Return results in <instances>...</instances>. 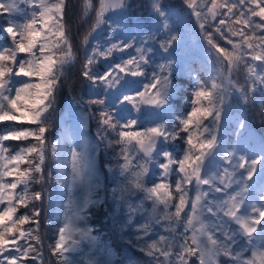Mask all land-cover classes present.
Here are the masks:
<instances>
[{
  "label": "snow or ice",
  "instance_id": "6c2138e0",
  "mask_svg": "<svg viewBox=\"0 0 264 264\" xmlns=\"http://www.w3.org/2000/svg\"><path fill=\"white\" fill-rule=\"evenodd\" d=\"M21 3L31 10L21 9ZM66 4L0 0V16L7 18L0 33L8 41L0 44V264H100L92 257L77 260L75 254L85 240L98 243L88 221L92 208L105 203L95 159L101 144L116 150L119 183L112 197L126 213L121 231L136 228L132 246L145 258L129 257L127 264H264V149L248 157L229 151L219 136L226 105L248 104L250 94L264 105V0H181L180 14L153 0L160 27L151 35L163 32L160 49H173L182 40L175 25L192 18L207 45L211 68L206 80H196L182 115L172 111L168 99L173 61L148 72L153 52L148 37L140 43L111 37L105 46L96 42L85 53L81 75L105 96L117 91L111 103L85 102L94 106L98 140L75 144L67 153L48 136L62 78L77 59ZM128 7V0H83L81 19L86 26L91 20L81 41L85 49L94 33L109 25L110 13ZM129 49L128 58L110 68L94 67ZM126 77L148 82L129 94ZM146 108L163 109L168 119L141 122L131 115ZM177 140L182 141L178 152ZM153 167L162 170L156 180L150 178ZM53 178L71 195L56 242L49 245L55 260L45 261L42 220L49 227L54 218L60 220L59 210L50 208L44 216L45 189ZM250 181L257 185L255 197ZM138 214L146 222L137 228ZM157 224L168 235L155 236Z\"/></svg>",
  "mask_w": 264,
  "mask_h": 264
},
{
  "label": "trees",
  "instance_id": "16d2710c",
  "mask_svg": "<svg viewBox=\"0 0 264 264\" xmlns=\"http://www.w3.org/2000/svg\"><path fill=\"white\" fill-rule=\"evenodd\" d=\"M82 2L83 0H67L65 22L69 27L77 59L76 62L71 65L68 70H66L64 77L62 78V86L56 98L55 112L52 118L51 130L48 134L51 142H55L57 140L60 141V147L65 153H67L75 144L83 143L81 137L75 139L58 138L57 131L60 130L61 125L69 128L75 126L80 118H85L90 122L92 131H97V119L96 114L93 111L94 106L87 105L85 102L90 98L105 99L101 89L98 87L99 89L96 92L94 87H91L90 89L89 83L84 80L81 75L85 53L93 46L92 41L88 49H85V47L81 44L84 35L90 30L91 23V20H89L88 25L86 26L85 21L81 19ZM152 2L153 0H128L129 7L126 8L124 13L111 16L109 25H105L103 27L106 31L103 32L102 35H105L104 33L108 32L109 29H118L119 27H117V25L121 24L134 29L136 27H143L145 30H148L154 25L159 26L160 20L152 9ZM179 2L180 0H161L162 5L171 12L177 11L181 8L178 5ZM191 22H193V20H191ZM6 24L7 18L0 16V26H4ZM177 24L175 26L180 27ZM198 39L200 40L199 43L201 45H205L204 38L199 34V32ZM7 43L8 41L6 40L4 34L0 33V44ZM111 60L116 62V56L114 55ZM99 65L101 70H103L110 64L108 61H101L100 64L95 65L94 67L98 68ZM193 68V71L191 73L189 72V75H183V77L174 73V78L177 83L181 85V89L175 96H169L168 99H170L172 103L173 112L177 115H181V113L189 106L187 99L189 101L191 98L189 91L193 85L191 82L194 81L196 77L199 79L201 78V73L197 70L196 66ZM239 80H243L242 74H240ZM259 101L260 103L254 102L256 105H254L251 109L250 121L259 137L264 141V105H262L261 99H259ZM3 127L4 125H0V129H3ZM230 133V138L234 140V137L236 138L235 132ZM181 145L182 141L177 140L175 142L176 147ZM115 152V149L109 148V151L107 150L106 152L107 155L104 154L102 156L103 163L107 160V158H110L105 161V163L109 164V167L112 168L111 176H107L104 179L99 177V195L102 199H104L105 203L102 205H96L92 208L88 221L89 226H93L95 229L94 235L98 237V243L96 245H92L85 240L81 244L82 251L75 254V258L77 260H87L89 257H92L99 261L100 264H127L129 257L133 259H145L143 255L132 246L135 243L136 228L135 230L134 228H131L127 230L123 229V231H121V224L111 217L112 209L109 204H112V189L117 187V183H119V177L116 172L117 158ZM49 167L54 169L55 165L49 164ZM68 172L70 174V166L68 168ZM111 177H113V180H108ZM171 179L174 181L176 179V175L173 174ZM70 195L71 193H69L66 188L55 184L54 178L45 189L44 216L47 217L50 208L53 211L59 210L60 216L59 221L55 218L52 220L51 227H49L42 220V230L46 232V234L43 231L41 233L44 245V258L46 257L48 260H55V257L50 256L49 245L56 242L57 228L59 223L63 222V210L68 205ZM49 196L51 199V205H49L48 202ZM19 211L22 212L25 210L21 208ZM119 211H121L120 213H123L124 210L119 209ZM139 220H141V217L138 218V221ZM110 222L119 226V232L116 230L114 225L110 224ZM129 241H132V243L130 244Z\"/></svg>",
  "mask_w": 264,
  "mask_h": 264
},
{
  "label": "rangeland",
  "instance_id": "374dc122",
  "mask_svg": "<svg viewBox=\"0 0 264 264\" xmlns=\"http://www.w3.org/2000/svg\"><path fill=\"white\" fill-rule=\"evenodd\" d=\"M178 5L181 7V0L178 3ZM20 8L24 9L26 11H30L31 9L27 4L21 3ZM126 9H124L122 12H116V13H110V16H115V14L124 13ZM179 10V11H178ZM177 11H174V14H180L182 11V8L178 9ZM193 22L188 23H178V26H175L176 31L182 35V40L174 46L173 49H170L169 52H164L162 49L159 48V39L163 38V32L159 36L151 35L152 33L156 32V29L160 27V25H154L148 30H145L143 27H136L129 28L126 27L124 24H121L118 29H109L108 32L104 33L105 35H102L103 32L106 30L103 29L104 26L101 27V29L98 30L97 33H94V39L92 40L93 46L96 42H99L100 45L105 46L109 43V38L111 37L114 40H129L134 38L137 43H140L144 40L145 37H148V43L146 46H150L153 49V52L151 55V63L148 66V72L152 70H156L159 65L166 64L170 60L173 61L172 64V84L174 85V89L171 97L175 96L177 92L181 89V85L177 83V81L174 78V73L179 75L180 77H183V75H189L193 71V67L196 66L197 70L201 73V80H206L208 76V71L211 68V61L207 57V53L204 51V49L207 47V45H201L198 39V32L199 28L195 24L194 18H192ZM195 25V27H194ZM195 32V33H194ZM102 35V36H101ZM90 45V44H89ZM74 46V45H73ZM132 50L129 49L128 52L125 53H116L114 54L117 58L116 62H121L122 59H127L129 56V53H131ZM126 55V56H125ZM120 59V60H119ZM107 62V61H106ZM109 66L103 70H101L100 65L97 69L100 71H104L108 68H110L111 63L115 61H108ZM190 72V73H189ZM243 76V73H241ZM126 79L129 81V86L127 89H125L129 94H135L137 89L143 90V84L147 83L148 81L145 79V77H126ZM198 78L196 77L193 83L192 88L189 90L191 93V90L195 88L196 86V80ZM240 83L243 84L244 80H240ZM95 92L98 91V87H94ZM117 90H112V94H109L108 96H105L103 93V96L106 99V102L111 103L113 99V94ZM258 95L255 98L256 103H260ZM252 100L251 94L249 97V103L244 104L243 102L237 104L235 102L232 103V107L229 109L226 105L225 111L222 114L221 119V126H220V140L225 148H227L229 151H232L235 149L239 154H244L248 157L252 156H258L262 149H264V141L259 137L258 133L256 132L255 128L252 126L250 117H251V109L254 105H256ZM169 103L172 105L170 99ZM188 103V99H187ZM189 107V106H188ZM187 107V108H188ZM187 108L181 113V115L187 110ZM173 111V108H172ZM132 116L138 117V119L141 122H148V121H160L164 122L168 119V113L165 112L163 109H142L140 113H136L134 110L131 112ZM243 122L245 124L244 128L239 127V123ZM27 126V125H24ZM97 131H92L90 122L85 118H80L75 126L72 127H65L61 125V128L59 131H57V137L58 138H67V139H75V138H82V143H93L95 144L98 140L96 136ZM235 132L236 138L234 137V140L230 138L231 133ZM15 143V142H11ZM181 146L176 147V151L178 152ZM107 150L109 151V148H105L104 145H100L97 154H96V168H97V174L100 178L104 179L107 176H111V171H109V164L105 163L110 158H107V160L102 162V156L106 154ZM112 158V157H111ZM113 159V158H112ZM161 159H163L161 157ZM264 163V161H262ZM217 166H220L223 164L222 161L216 162ZM259 168V165L257 166ZM162 170L158 167H153L150 172V178L152 180H156L158 178L159 173ZM110 181L113 180V177L108 179ZM119 180V178H118ZM257 177L253 178V181H256ZM250 184H253L252 181L249 182ZM118 185V183H117ZM116 188V187H115ZM257 185L253 184V188L251 191V195L253 197L257 196ZM104 200V199H103ZM111 200L112 204H109L112 209V216L115 220H117L121 225L122 223L126 222V213L123 211V213H120V208L117 207L115 201L113 200L112 194H111ZM119 212V213H117ZM141 217L140 224L137 225V228L146 222V218L141 215H137L135 217V220L138 221V218ZM108 221V219H107ZM110 224L114 225L116 230L119 232V226L113 222H110ZM27 227V225H25ZM131 229L128 227H125L124 230ZM135 230V228H134ZM43 231V230H42ZM154 235H168L164 231V228L157 224L154 225ZM45 234L46 232L43 231ZM136 232V231H135ZM23 243V241H22ZM45 261H49L48 258H44Z\"/></svg>",
  "mask_w": 264,
  "mask_h": 264
}]
</instances>
